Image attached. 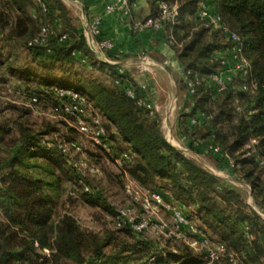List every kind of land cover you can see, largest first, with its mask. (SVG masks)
<instances>
[{
    "label": "trees",
    "instance_id": "1",
    "mask_svg": "<svg viewBox=\"0 0 264 264\" xmlns=\"http://www.w3.org/2000/svg\"><path fill=\"white\" fill-rule=\"evenodd\" d=\"M146 1L150 14L141 21L158 17L161 4L180 7L176 23H163L161 31L184 70L178 85L187 97L178 121L190 140L188 148L212 155L232 173L235 183L250 188L252 203L241 188L169 142L160 114L139 104L146 92L129 71L119 72L123 68L119 63L98 58L65 0H0V39L10 48H22L27 57L20 64L12 51L0 53V65L9 75L3 80L8 83L15 77L35 83L41 89L30 99L36 97L37 104L43 101L58 110L69 98L59 97L56 90L77 93L100 118L113 153L133 156L118 167L124 175L184 209L209 241L224 244L227 254L235 255L237 264H264V0H208L229 31L241 38L251 66L248 76H235L221 94L211 85V77L223 68L216 54L229 52L233 44L222 30L199 19L201 0ZM45 25L52 30L46 43L30 44ZM62 36L66 38L61 41ZM97 40L101 42L100 37ZM104 52L109 60L120 61L111 50ZM251 81L255 89L240 90ZM189 83L195 90L191 98ZM130 89L136 99L129 96ZM9 112L15 117H8ZM30 116L24 107H0V212L5 218L0 220V264H201L205 253H195L183 241L168 238L182 243L179 250H172L128 226L115 224L114 231L100 235L84 229L69 213L58 216L54 195L65 183L80 188L81 174L70 171L67 154L43 139L61 132L71 143L79 132L64 120L66 133L47 121L44 131H35ZM192 118L199 123L192 124ZM69 120L76 122L74 117ZM211 141L235 163L234 168L206 150ZM94 146L115 163L102 147ZM79 190L86 203L116 218L104 198L92 189ZM227 254L209 264H232ZM153 257L156 260L149 263Z\"/></svg>",
    "mask_w": 264,
    "mask_h": 264
},
{
    "label": "built area",
    "instance_id": "2",
    "mask_svg": "<svg viewBox=\"0 0 264 264\" xmlns=\"http://www.w3.org/2000/svg\"><path fill=\"white\" fill-rule=\"evenodd\" d=\"M105 4L107 13H119L123 20L130 19L133 11V0H100ZM40 2V1H39ZM44 11H47V7L42 2L40 3ZM178 4L169 6L167 4H161V12L158 17L147 19L145 21L138 22L134 25L135 31L138 33L145 32L147 30L161 31L163 23L170 22L176 23L180 11ZM198 17L200 20L205 21L207 25L213 29L222 30L232 42L233 46L229 52H227L229 58L221 59L222 69L211 77V85L214 87L216 93L221 94L227 91L228 85L233 81V78L239 74L246 77L251 72L250 62L243 55V46L241 45V38L229 31V28L222 22L221 16L212 11L208 5V0L200 1V8L198 11ZM102 17L97 16L93 18L84 27L86 36L91 38L92 43L95 41L99 50H111L113 48L112 43L109 40H102L99 42L97 38L101 34ZM52 33L51 27L45 25L41 28V31L36 39L30 44H45L48 36ZM66 37L62 36L61 41ZM120 73H124V68L119 70ZM256 84L254 81L246 83L241 86L240 90L248 91L249 89H255ZM143 91H146V87H142ZM59 97H68L69 102L64 103L60 109L62 115L65 117H74L77 121L79 132L87 137L94 145L102 147L107 153L114 157L115 164L118 167H123L125 163L131 161L133 156L124 152L119 156H116L111 148V145L105 140V130L101 124V120L98 116L88 115L87 109L83 100L79 95L70 90H56ZM195 93L192 83H189V97L191 98ZM129 96L132 99H136L137 94L134 89L129 90ZM32 103H37L38 99L33 97ZM139 104L149 109L151 112H159L157 107L146 97L139 101ZM192 124L199 123L197 118L190 120ZM255 141H253L254 143ZM201 142H197L199 144ZM70 147H66L64 144L57 145V147L64 154H69L71 149L79 150V146L76 142L69 143ZM206 150L211 152L214 156L225 158L227 165L232 169L235 167V163L228 159L223 154L219 145L214 142H209L206 146ZM116 157H115V156ZM86 170L91 174H97L98 170L93 167H87ZM78 186L85 192H91V187L87 183L85 174L81 173L78 181ZM126 192L130 198L140 204L142 216L136 219H132L129 215V211L125 209H118L117 216L115 218V224L117 227L128 226L132 231L136 233L151 231L152 233H163L167 238H173L177 241H183L196 251L205 253L208 263H213L219 260L222 256L227 254V248L222 243H216L209 241L199 227V224L192 219V217L183 211L181 207L166 201L163 196L155 191L146 190L138 186L135 182H132L126 186ZM72 191V194H75ZM168 212L171 215L172 223L169 224L163 221L161 218L156 217L159 212ZM247 229V228H246ZM229 261L232 264H237L238 259L233 254H227ZM156 259L153 257L149 263H153Z\"/></svg>",
    "mask_w": 264,
    "mask_h": 264
},
{
    "label": "rangeland",
    "instance_id": "3",
    "mask_svg": "<svg viewBox=\"0 0 264 264\" xmlns=\"http://www.w3.org/2000/svg\"><path fill=\"white\" fill-rule=\"evenodd\" d=\"M0 41L2 40L0 39ZM10 51L19 56L20 64H23L27 61L26 53L22 48H10L9 43H3V41L0 42V53L7 54ZM216 55L220 59L229 58L226 51L219 52ZM2 67L3 66L0 65V107H5L8 104H12L17 107L29 109L31 111V116L28 118L29 124L35 131H44V122L47 121L51 125L56 126L63 133H66V124H64V122L62 123L64 120L65 123L71 126H76L79 132L77 121L73 123L71 120H69L70 117H65L62 115V112L52 105L45 104L43 101L38 104L32 103L30 95L35 94V90L38 91L37 89H41L36 87L35 83L25 84L23 81H20L15 77L12 78L8 83H5L3 79H9V75L4 71L5 68ZM136 71L137 69L131 70L129 72L133 74ZM137 74L140 73H136V75ZM150 81H152L151 84H149L150 87L148 86L149 88H147L146 86V89L149 91L151 99L154 100V98L157 97L155 107H157L164 120L172 117L173 113L170 111L169 105L170 103L175 105L176 100L173 99L172 95H170L169 85L166 87L165 83H156L154 79H150ZM147 82L150 83L149 80ZM154 95L155 97H153ZM86 109L88 115L92 114L89 107ZM7 115L8 117H15L13 112H9ZM171 130V127L166 123L164 132L167 139H169L173 132ZM60 134L61 132H53L49 136H46L43 141L45 143L48 142L51 145L64 144L66 147H70V144L67 143L66 139L64 140ZM72 136L74 138L72 142H76L80 149H71L67 155L69 161L67 166L70 171L75 173L74 171L76 170L80 174H85L86 181L93 191L92 193L104 198L107 203L114 208V212H117L118 209H125L129 211V215L132 219L141 217L142 211L140 204L130 198L126 192V186L135 181H133L129 176L124 175L118 166L112 161V159L108 157V155H106L103 151L97 149L94 146V143L87 139L86 136L80 132L79 135L76 134ZM181 146L185 149L187 148L186 144H181ZM188 149L191 156L197 159V161L202 166L216 175H219L221 170H227L212 155L196 154L195 152L191 151L192 149ZM2 154L5 153L2 152ZM87 167H93L97 169L98 173H89L86 170ZM226 174L227 172L224 173V175ZM0 187H2L1 178ZM79 189L80 188H78L73 182L65 183L63 185L62 190H60L58 194L54 195L56 214L58 216H62L65 213H69L84 229L96 234L104 235L109 231H114L116 229L114 223V213L111 214L110 211L106 209L86 203L82 197V194L79 192ZM75 190V195L79 196L72 197V191ZM244 193L249 200L250 195L248 192L244 191ZM249 202L252 203V199L251 201L249 200ZM157 216L169 224L172 223L171 215L168 212L161 211L158 213V215H156V217ZM0 220H5L1 212ZM144 237L146 239H152L153 241L155 240V243L161 244V247L164 246L172 250H179V248L182 247V243L177 241H169V239L163 233H152L149 230L144 233ZM195 253L200 254L201 252L195 250ZM201 261V264H209L204 256Z\"/></svg>",
    "mask_w": 264,
    "mask_h": 264
},
{
    "label": "crops",
    "instance_id": "4",
    "mask_svg": "<svg viewBox=\"0 0 264 264\" xmlns=\"http://www.w3.org/2000/svg\"><path fill=\"white\" fill-rule=\"evenodd\" d=\"M65 1L72 11L77 23L80 25L79 30L82 31L85 36L84 27L87 23L97 16L102 17L100 40H109L112 43L113 48L111 51L118 56L120 61L109 60L105 52L98 49L96 46L97 42L95 41V43H92L91 38L86 36L89 44L97 53L100 60L119 63V65L127 71L137 69L132 76L140 87L147 86V88H149V84L152 82L150 79H154L156 83H165L166 87L169 85L170 95L176 100L175 105L172 103L169 105V109L172 111L173 115L164 120L161 114L158 113L162 118L163 128L167 123L172 129L171 131H173L168 139L169 142L190 155L188 149L190 140L180 131L178 121L179 111L187 97L186 94H183L178 85V79L184 78L183 67L177 59L173 49L166 42L163 31L147 30L138 33L137 31L135 32L132 27V22L135 25L150 14L148 2L146 0H136L133 4L132 16L130 19L123 20L121 15L117 12L107 13L105 4L100 0ZM136 73L140 74L136 75ZM148 80L150 83L147 82ZM145 92L147 98L155 105L157 97L154 95L153 97L155 98L153 100L147 89ZM199 116L200 115H198V117ZM181 144H186L187 148H183ZM225 172H227L226 175H224ZM218 176L241 188L242 191H247L250 195V188L235 183L232 173L229 170H221ZM249 200L251 201V197Z\"/></svg>",
    "mask_w": 264,
    "mask_h": 264
}]
</instances>
